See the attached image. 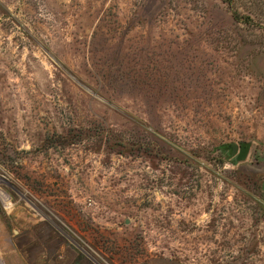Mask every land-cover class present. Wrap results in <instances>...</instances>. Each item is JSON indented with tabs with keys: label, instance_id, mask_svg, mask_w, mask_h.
Masks as SVG:
<instances>
[{
	"label": "rangeland",
	"instance_id": "obj_1",
	"mask_svg": "<svg viewBox=\"0 0 264 264\" xmlns=\"http://www.w3.org/2000/svg\"><path fill=\"white\" fill-rule=\"evenodd\" d=\"M0 264H264V0H0Z\"/></svg>",
	"mask_w": 264,
	"mask_h": 264
},
{
	"label": "water",
	"instance_id": "obj_2",
	"mask_svg": "<svg viewBox=\"0 0 264 264\" xmlns=\"http://www.w3.org/2000/svg\"><path fill=\"white\" fill-rule=\"evenodd\" d=\"M249 148L250 146L248 144H241L238 151V146L236 144H232V154H237L236 160L240 162L246 158Z\"/></svg>",
	"mask_w": 264,
	"mask_h": 264
}]
</instances>
